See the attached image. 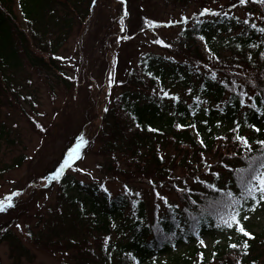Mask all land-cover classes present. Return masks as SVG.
Segmentation results:
<instances>
[{
  "label": "trees",
  "instance_id": "1",
  "mask_svg": "<svg viewBox=\"0 0 264 264\" xmlns=\"http://www.w3.org/2000/svg\"><path fill=\"white\" fill-rule=\"evenodd\" d=\"M84 1L0 0V140L11 143L4 137V107L13 105L36 124L21 105L28 96L19 86L25 67L49 71L70 86L58 51L74 19L89 10ZM176 1L201 5L212 15L181 29L175 47L180 58L140 53L110 108V98L103 101L107 115L101 117L110 130L103 149L113 160L107 170L121 179L123 191L112 195L104 182H84L64 170L58 179L50 176L65 189L59 217L69 214L79 228V241H68L75 242L77 264H264V230L247 229L251 239L240 232L235 248L215 244L207 252L197 241L248 208L253 199L247 187L264 170V27L218 7L221 0ZM239 5L249 16L264 14V0ZM212 59L216 67H201ZM130 180L174 190L179 203L160 215L154 209L147 222L146 203L134 196ZM52 232L49 244L59 242ZM0 238L23 255L12 232Z\"/></svg>",
  "mask_w": 264,
  "mask_h": 264
},
{
  "label": "rangeland",
  "instance_id": "2",
  "mask_svg": "<svg viewBox=\"0 0 264 264\" xmlns=\"http://www.w3.org/2000/svg\"><path fill=\"white\" fill-rule=\"evenodd\" d=\"M89 1V10L83 19H74L58 51L70 86L49 71L27 66L19 76L20 90L28 95L21 105L36 124L13 105L2 109L7 133L4 137L11 143L0 140V169L7 168L0 175V200L11 197L12 206L0 212V237L9 230L24 252L16 255L8 241L0 238V264H77V248L72 245L75 242L68 241H79V228L71 225L69 214L59 217L64 204L60 195L65 189L49 182L50 176L62 169L84 182H104L112 195L123 191L121 179L107 170L113 160L103 147L109 141L110 130L101 115H107L106 106L110 108L111 99L120 92L140 53L150 51L180 58L175 47L181 29L196 18L212 15L205 13L208 9L201 5L176 0H85L82 7ZM239 3L221 0L218 7L227 12L233 9L237 16L264 27V14L253 12L249 16ZM208 63V67H201L217 66L215 59ZM107 97L110 101L103 106ZM74 149L76 152L69 156ZM17 159L20 163L15 166ZM128 183L134 196L146 203L147 222L152 221L154 209L160 215L169 204L179 203L174 190H154L131 180ZM247 206L237 211L238 219L245 230L258 234L264 230V202L251 200ZM133 212L131 208L126 214L131 217ZM52 231L59 242L49 244L45 240H52ZM239 234L235 225H224L215 232L200 234L197 241L209 252L215 244L234 245ZM175 248L177 253L182 252L183 247Z\"/></svg>",
  "mask_w": 264,
  "mask_h": 264
},
{
  "label": "snow or ice",
  "instance_id": "3",
  "mask_svg": "<svg viewBox=\"0 0 264 264\" xmlns=\"http://www.w3.org/2000/svg\"><path fill=\"white\" fill-rule=\"evenodd\" d=\"M245 2H246V0H240L241 4H243ZM121 23H123V21H121ZM262 31H264V30H262ZM81 141L83 142V138H81ZM245 143H247V142L245 141ZM77 147H79V145ZM74 152H76V149H74L73 152H70L69 156H72ZM65 164H67V161H65ZM59 175H60V172H57L55 178L58 179ZM253 179H254V183L247 187V194L253 200H257V194H258L259 201L264 202V174L256 175ZM11 206H12L11 197H6L5 200H0V212L5 211V209L7 207H11ZM238 217H239V212H237L235 215L231 216V218L229 220H226L225 226L228 228H232L235 225L237 231L241 232L244 236L248 237L249 239L253 238L251 236V234L249 232H247L244 229V227L240 224V220L238 219ZM244 219H247V217H244ZM201 243H203V241H201ZM244 246H245V248H247L246 243ZM232 247L235 248L236 245H232Z\"/></svg>",
  "mask_w": 264,
  "mask_h": 264
}]
</instances>
